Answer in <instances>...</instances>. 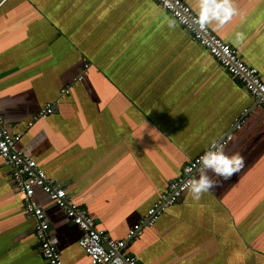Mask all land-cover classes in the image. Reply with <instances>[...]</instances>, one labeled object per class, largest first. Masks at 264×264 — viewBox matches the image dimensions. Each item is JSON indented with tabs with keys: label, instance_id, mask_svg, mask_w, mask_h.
Returning <instances> with one entry per match:
<instances>
[{
	"label": "crops",
	"instance_id": "0c3cea01",
	"mask_svg": "<svg viewBox=\"0 0 264 264\" xmlns=\"http://www.w3.org/2000/svg\"><path fill=\"white\" fill-rule=\"evenodd\" d=\"M182 1L195 13L198 0ZM232 3L238 14L208 27L264 79V0ZM47 101L53 113L34 119ZM0 113L18 148L117 239L230 132L223 150L243 156L240 171L209 173L214 188L199 201L185 190L123 252L138 264H264V108L154 0H0ZM35 199L63 264H91L80 229L39 188ZM0 264H45L1 157Z\"/></svg>",
	"mask_w": 264,
	"mask_h": 264
},
{
	"label": "built area",
	"instance_id": "2783aa9c",
	"mask_svg": "<svg viewBox=\"0 0 264 264\" xmlns=\"http://www.w3.org/2000/svg\"><path fill=\"white\" fill-rule=\"evenodd\" d=\"M154 1L165 9L189 33L192 40L203 46L221 67L264 108V79L255 67L244 63L236 50L213 33L208 26L200 28L195 25V13L184 1ZM84 67H87V63ZM81 79L82 75L74 77L70 84L60 89V94L69 93L71 86ZM53 111L54 103L47 101L33 118L47 117ZM27 124L31 125L32 120ZM239 127L240 122L237 121L233 128ZM20 137L19 132L8 130L0 113V157L10 169L12 186L22 196L25 215L33 220V232L45 264H63V262L50 235L49 222L44 209L35 199V188H39L80 229L82 233L78 238V244L91 264H138L135 256L123 252L127 241L136 238L143 227L152 226L166 208L182 196L186 190V182L196 174L195 171L189 172V169H196L199 156L211 144L182 165L180 173L168 181L166 189L147 208L145 216L128 228L124 238L117 239L108 236L103 229L97 227L96 220L70 199L62 183L48 177L34 159L18 148L17 143ZM230 138L231 133L228 132L214 141H219L224 146Z\"/></svg>",
	"mask_w": 264,
	"mask_h": 264
},
{
	"label": "clouds",
	"instance_id": "9594fccd",
	"mask_svg": "<svg viewBox=\"0 0 264 264\" xmlns=\"http://www.w3.org/2000/svg\"><path fill=\"white\" fill-rule=\"evenodd\" d=\"M237 14L238 10L232 0H198L195 7L194 23L200 28L214 24L219 29ZM240 15L243 19V15ZM234 35L237 42L244 39L241 32H236ZM243 166L242 155L238 152L226 153L219 141H212L210 146L199 156L196 169H189V172L195 171L196 174L186 182L185 189L192 200L199 201L202 194L208 193L215 187L216 182L209 173L222 179H228L239 172Z\"/></svg>",
	"mask_w": 264,
	"mask_h": 264
}]
</instances>
